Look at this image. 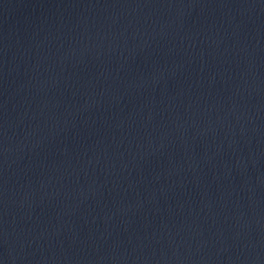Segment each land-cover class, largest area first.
Wrapping results in <instances>:
<instances>
[{"label":"water","instance_id":"1","mask_svg":"<svg viewBox=\"0 0 264 264\" xmlns=\"http://www.w3.org/2000/svg\"><path fill=\"white\" fill-rule=\"evenodd\" d=\"M0 264H264V0H0Z\"/></svg>","mask_w":264,"mask_h":264}]
</instances>
